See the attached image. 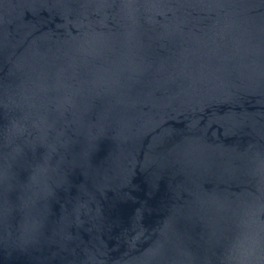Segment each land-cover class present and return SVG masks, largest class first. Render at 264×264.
I'll list each match as a JSON object with an SVG mask.
<instances>
[{
    "label": "water",
    "instance_id": "water-1",
    "mask_svg": "<svg viewBox=\"0 0 264 264\" xmlns=\"http://www.w3.org/2000/svg\"><path fill=\"white\" fill-rule=\"evenodd\" d=\"M0 264H264V0H0Z\"/></svg>",
    "mask_w": 264,
    "mask_h": 264
}]
</instances>
